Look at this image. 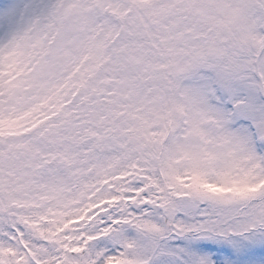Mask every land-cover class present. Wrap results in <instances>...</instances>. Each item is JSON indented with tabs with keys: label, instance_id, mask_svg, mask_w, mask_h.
<instances>
[{
	"label": "snow or ice",
	"instance_id": "obj_1",
	"mask_svg": "<svg viewBox=\"0 0 264 264\" xmlns=\"http://www.w3.org/2000/svg\"><path fill=\"white\" fill-rule=\"evenodd\" d=\"M0 264H264V0H0Z\"/></svg>",
	"mask_w": 264,
	"mask_h": 264
}]
</instances>
